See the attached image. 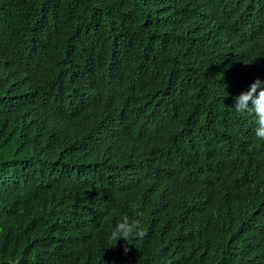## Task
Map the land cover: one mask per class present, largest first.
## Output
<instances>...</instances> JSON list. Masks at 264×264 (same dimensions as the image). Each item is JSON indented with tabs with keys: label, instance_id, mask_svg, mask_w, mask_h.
<instances>
[{
	"label": "trees",
	"instance_id": "obj_1",
	"mask_svg": "<svg viewBox=\"0 0 264 264\" xmlns=\"http://www.w3.org/2000/svg\"><path fill=\"white\" fill-rule=\"evenodd\" d=\"M256 79L264 0H0V264H264Z\"/></svg>",
	"mask_w": 264,
	"mask_h": 264
},
{
	"label": "clouds",
	"instance_id": "obj_2",
	"mask_svg": "<svg viewBox=\"0 0 264 264\" xmlns=\"http://www.w3.org/2000/svg\"><path fill=\"white\" fill-rule=\"evenodd\" d=\"M233 109L238 113H251L255 116L254 137L258 141H264V81L256 79L250 85L249 91L235 97ZM131 207L135 211V218L130 219L128 215H123L107 236L111 248H115L119 241H125V254L130 250V239H143L146 235L142 224L143 213L136 209L135 203Z\"/></svg>",
	"mask_w": 264,
	"mask_h": 264
}]
</instances>
